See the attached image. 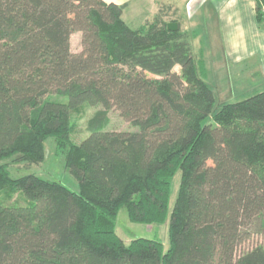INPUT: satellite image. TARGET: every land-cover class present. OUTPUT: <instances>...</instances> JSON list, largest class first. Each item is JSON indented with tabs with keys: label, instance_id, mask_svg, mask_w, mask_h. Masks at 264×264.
I'll list each match as a JSON object with an SVG mask.
<instances>
[{
	"label": "trees",
	"instance_id": "obj_1",
	"mask_svg": "<svg viewBox=\"0 0 264 264\" xmlns=\"http://www.w3.org/2000/svg\"><path fill=\"white\" fill-rule=\"evenodd\" d=\"M127 6L0 0V264H264V241L250 245L264 240V90L215 110L189 35L160 14L134 28ZM263 8L256 0L259 22ZM85 106L103 109L74 143ZM111 109L131 129H109ZM49 137L79 191L35 174L13 178L3 164H40ZM178 170L169 249L147 238L127 244L119 209L133 222H165ZM8 188L26 203H5Z\"/></svg>",
	"mask_w": 264,
	"mask_h": 264
},
{
	"label": "crops",
	"instance_id": "obj_2",
	"mask_svg": "<svg viewBox=\"0 0 264 264\" xmlns=\"http://www.w3.org/2000/svg\"><path fill=\"white\" fill-rule=\"evenodd\" d=\"M107 1L127 3L124 15L134 0ZM147 1L154 5L153 19L164 15L168 23H178L189 35L195 56L203 62L205 81L209 84L212 78L216 82L223 78L228 94L224 104L264 90V20L257 19L256 0ZM202 27L205 34L201 36L197 29Z\"/></svg>",
	"mask_w": 264,
	"mask_h": 264
},
{
	"label": "rangeland",
	"instance_id": "obj_3",
	"mask_svg": "<svg viewBox=\"0 0 264 264\" xmlns=\"http://www.w3.org/2000/svg\"><path fill=\"white\" fill-rule=\"evenodd\" d=\"M150 3L155 2L156 0H149ZM129 10L125 11L123 15L124 18L133 26L134 28H141L146 23L153 20L154 5L149 4L147 0H134ZM201 31L203 35L205 30L202 27L197 29V33ZM203 37H201L202 39ZM71 51L73 53H79L82 46V33L74 32L71 35L70 39ZM175 70L180 73L181 68L177 66ZM211 86L215 87L216 94V104L215 110L220 109V107L226 102V96L228 95L225 92L223 85V78L219 77V82L212 78L209 81ZM243 89L249 90V86H244ZM250 95H244L240 99H244ZM237 99V100H240ZM102 106H85L79 113L74 117L72 122V141L74 143H80L84 138H86L90 133L88 131V121L97 113V111L102 110ZM109 125L108 128L112 130H128L131 129L128 121L123 119L119 112L115 109L109 111ZM212 122V117L207 119L206 123ZM45 160L40 164L28 165L23 162H17L13 158L3 162L10 171V174L13 178L25 176L28 174H35L42 178L51 181H59L69 187L73 191H79L80 186L76 178L69 172L65 163V154L61 153L57 149L56 139L54 137H49L45 140ZM181 182V171L178 170L172 178L171 189L169 196V205H168V214L166 221L163 223H139L133 222L129 217L128 208L126 205L122 206L116 217V232L117 234L129 244L132 240L136 238H147L159 240L164 245V250L167 251L170 247L169 240V224L171 221V215L173 208L175 206L179 188ZM2 199L5 203H18L25 204L26 200L22 193L18 190L8 188L2 192ZM264 240L261 236L256 235L250 242V245H256L262 243ZM249 243L247 244V246ZM249 245V246H250Z\"/></svg>",
	"mask_w": 264,
	"mask_h": 264
},
{
	"label": "water",
	"instance_id": "obj_4",
	"mask_svg": "<svg viewBox=\"0 0 264 264\" xmlns=\"http://www.w3.org/2000/svg\"><path fill=\"white\" fill-rule=\"evenodd\" d=\"M168 29L171 31H176L179 29V25L176 22H169L168 23Z\"/></svg>",
	"mask_w": 264,
	"mask_h": 264
}]
</instances>
